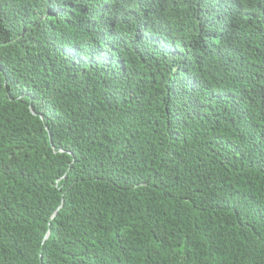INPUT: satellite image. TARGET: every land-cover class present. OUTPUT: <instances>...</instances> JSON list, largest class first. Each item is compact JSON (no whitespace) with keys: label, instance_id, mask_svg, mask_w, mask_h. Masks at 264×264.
<instances>
[{"label":"trees","instance_id":"obj_1","mask_svg":"<svg viewBox=\"0 0 264 264\" xmlns=\"http://www.w3.org/2000/svg\"><path fill=\"white\" fill-rule=\"evenodd\" d=\"M262 43L264 0H0V264H264Z\"/></svg>","mask_w":264,"mask_h":264},{"label":"clouds","instance_id":"obj_2","mask_svg":"<svg viewBox=\"0 0 264 264\" xmlns=\"http://www.w3.org/2000/svg\"><path fill=\"white\" fill-rule=\"evenodd\" d=\"M245 34L248 35L255 43L261 37V32L258 29L249 30V31L245 32ZM258 48L263 50L264 49V43L258 45ZM258 63H259V68L258 69H261V66H262V58H261V56H259Z\"/></svg>","mask_w":264,"mask_h":264}]
</instances>
